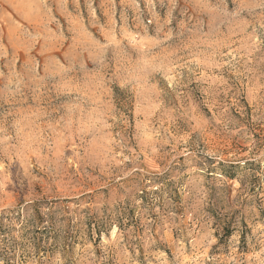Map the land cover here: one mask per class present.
Here are the masks:
<instances>
[{"label":"rangeland","instance_id":"1","mask_svg":"<svg viewBox=\"0 0 264 264\" xmlns=\"http://www.w3.org/2000/svg\"><path fill=\"white\" fill-rule=\"evenodd\" d=\"M0 264H264V0H0Z\"/></svg>","mask_w":264,"mask_h":264}]
</instances>
